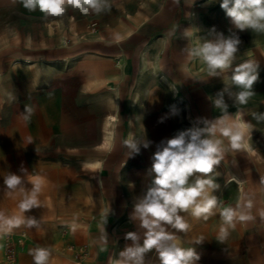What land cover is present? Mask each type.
<instances>
[{"label":"rangeland","instance_id":"374dc122","mask_svg":"<svg viewBox=\"0 0 264 264\" xmlns=\"http://www.w3.org/2000/svg\"><path fill=\"white\" fill-rule=\"evenodd\" d=\"M168 1L170 0H98L99 11L89 9L87 13L66 4L64 13L59 16L45 15L39 9L29 11L23 6V0H13L11 6L0 8V211L9 216L18 213L19 194L10 197L3 186V177L9 172L22 175L28 189L31 188L30 179L33 175H40L45 179L39 196L41 207L25 214L36 217L43 230L34 229L31 232L26 225H21L13 229L11 234L0 235V264H19L23 255H27L33 264L29 250L45 248L50 242L54 251L50 250L49 264H56L57 258H64L70 264H77L79 261L84 264L88 249L83 237L77 235L75 228L68 226L65 219L83 218L87 211L104 208L103 187L107 185L102 186L97 182L88 164L95 159L104 158L105 153L101 151L105 118L103 111L111 101L114 105L115 93L110 90L105 93L106 88H91L89 76L80 66V58L68 63L55 58V49L62 44L61 37L65 35L66 41L70 43L71 37L77 34L85 51L112 56L107 49L101 47L105 43L100 39L104 29L124 37L126 30L135 26L128 15H135L139 10L150 15ZM198 3L207 27L203 35L194 39H210L209 33L213 28L216 32L228 35L232 25L218 0H198ZM195 6L196 4L190 7L188 15ZM141 14L140 12L139 15ZM239 36L242 43L233 67L246 60H254L260 65L259 80L254 85L255 95L247 104L228 102V111L245 110L255 105L257 113H263L264 33L246 30L240 32ZM119 45L123 47L122 43ZM15 48L22 55L31 52L36 55L26 58L31 63L16 66L15 59L18 56L11 55L13 53L9 51ZM152 53L155 58L158 49ZM162 56L165 60L166 57ZM113 57L116 61L122 59V65L126 67V56L123 55L118 60V57ZM31 64L36 66L33 69L23 66ZM35 68L38 76L34 81ZM230 76L231 70L223 73L220 81L214 82L215 86L222 89L225 85H230ZM131 77L136 78V75L131 74ZM139 78L141 88L134 89V92L139 91L147 96L144 106L146 112L150 115L160 112L166 116L162 119L144 120L142 127L136 126L138 131H131L136 140L142 142L146 139L152 142L149 148L141 147L140 153L131 157L129 150L126 156L127 166L120 173L117 188L123 191L131 204L135 195L146 189L142 185V179H146L143 173L149 167V157L156 150V145L179 132L174 131V126H170V109H176L179 116L184 113L183 105L174 99L168 84L163 82L159 73L150 72ZM212 111L215 113L217 108L213 106ZM254 122L259 131L255 137L257 144L264 145V135H260L264 133V121ZM180 123H184V120ZM225 146L227 148V141ZM262 149L261 154L264 155V146ZM229 166H234L238 172L233 163ZM21 168L27 172L22 173ZM210 175L220 185L214 193L218 198V208L235 207L239 203L237 185L228 184L224 175L219 176L217 166ZM39 211L44 214L41 218ZM214 211L215 214L207 220L188 216V231L178 232L181 246L195 248L200 254L198 264H252L250 259L258 254V251L252 250L257 246L264 255V240L256 244L258 236L245 235L239 221L234 229H228L227 239L220 241L219 229L223 222L219 211ZM112 216L115 228L111 231V238L115 249L120 251L131 243L124 239L125 233L136 231V226L125 211L117 213L114 207ZM81 222V226L85 227L86 222ZM20 232L27 234V242L17 247L16 256L10 261L6 257L5 243L7 240L15 242ZM200 238H203V243H196ZM253 264H264V260Z\"/></svg>","mask_w":264,"mask_h":264},{"label":"clouds","instance_id":"9594fccd","mask_svg":"<svg viewBox=\"0 0 264 264\" xmlns=\"http://www.w3.org/2000/svg\"><path fill=\"white\" fill-rule=\"evenodd\" d=\"M218 2L232 25L229 34L216 32L213 28L209 33L211 38H203L202 42L188 50V55L190 59H199L206 66L209 77L219 78L231 70V84L217 91L214 97H209L222 115L211 120L198 118L195 126L179 131L172 138L156 145L150 157L149 175L152 178L144 193L136 198L130 216L132 221H138L142 234L136 231L125 233L124 239L131 243L120 250L117 257L110 258L109 264H145V254L153 249L158 264H198L200 254L195 248L182 247L176 235L177 231H188V216L207 220L215 214L214 210H218L223 222L219 229L220 241L227 239L228 229H234L237 221L252 219L240 204L218 208V198L214 193L220 185L210 174L214 173L226 151H244L249 148L247 141L253 127L244 120L242 112L237 111L234 115L228 112L225 97L232 99L235 104L244 105L255 95L259 63L246 60L235 67L233 65L242 43L239 33L246 30L264 33V0ZM66 4L82 13H87L89 9L99 11L98 0H23L27 10L39 9L45 15L52 16L62 15ZM176 112L173 109V113ZM252 115L258 122L264 121V113ZM151 143L146 139L138 141L131 134L124 141L131 153L129 157L139 154L141 147L149 148ZM21 172L26 173L27 170L21 168ZM30 183L31 188H26L24 177L16 173L9 172L3 177L7 195L14 197L19 194L20 199L17 214L9 216L0 211V235L11 234L13 229L21 225L38 227L37 218L25 214L41 207L39 196L44 181L37 176L31 178ZM196 243H203V238ZM29 255L33 257V264H49L51 252L48 248L38 247L30 249Z\"/></svg>","mask_w":264,"mask_h":264},{"label":"crops","instance_id":"0c3cea01","mask_svg":"<svg viewBox=\"0 0 264 264\" xmlns=\"http://www.w3.org/2000/svg\"><path fill=\"white\" fill-rule=\"evenodd\" d=\"M12 1L0 0V8L11 6ZM192 3L193 0H179V2L177 0H170L150 15L145 14L142 10H139L135 15H128L135 26L132 29L130 28L128 33L127 29L124 37L116 36L109 29H104L100 39L104 40L105 43L101 44V47L102 49H107L112 56L97 55L85 51L77 35L72 36L73 45L71 47H67V45H63L62 43L55 49V58L61 62L68 63L78 58L81 59L80 66L85 62H97V66L107 82L104 84L97 81L94 82L92 77L83 70L89 76L91 88L94 87L95 90L97 88H106L105 93L108 90L115 93L114 105H112L113 103L111 101L104 108L103 113L105 118L102 130L103 134L104 131H113L114 143L107 150L103 148L101 143V151L105 155L103 159H95L102 161L99 169H91L88 166L93 171L97 182L102 184V186L107 185L103 187L104 208L96 211H87L83 218H76L77 220L85 221V227L78 224H74L76 226L73 225L75 228L74 232L83 237L84 244L88 249V255L84 264H109L110 258L117 257L119 251L115 249L113 239L111 238V231L115 228V221L112 216L113 209L115 207L117 213L125 211L128 216H131L137 196L144 193V191L137 193L131 204L129 198L124 195L123 191L117 188L120 173L125 171L124 169L128 162L126 156L128 155L129 149L125 146L124 141L129 137V134L132 135L131 131H138L136 126H143L144 120L162 119L166 116L165 113L156 112L150 115L146 112L144 106L147 103V96H143L139 91L134 92V89L141 88V80L139 77H145L150 72L159 73L163 82L168 84L170 93L174 96V99L183 105V116H179L177 112L174 114L171 109L168 113L170 126L171 128L174 126V131H182L183 128L187 130L195 126L198 118L211 120L222 115L219 108H217L215 113L212 111L213 104L209 100V97H214L216 92L221 90L214 84L215 81H220V77H209L206 66L199 59H190L188 55V50L196 46L198 42H202L203 39L196 41L194 37H199L198 35H203L204 33L202 29H198L197 27L193 28L192 31L187 29V24L189 23L188 11L190 7L199 4L198 0H194V3ZM140 12L142 13L141 15H139ZM198 16L199 20L207 27L201 12H199ZM120 43H122L123 47L119 45ZM156 48L158 49V53L153 58L152 52ZM9 51L13 53L11 55L18 56L15 59L16 66H20L23 63H31L26 58L30 56L34 57L35 55L32 52L27 55H22L17 48L10 49ZM123 55L126 56V67L118 65L117 63L118 61L122 63V59H118ZM162 55L166 59L161 63L160 58ZM113 56L118 57V61ZM148 59L164 65V69L155 72L151 69L149 63H147ZM36 64L33 66L27 65V68L33 69ZM164 73L168 76V80L178 87L179 90L176 94L173 93L171 85L163 79L162 75ZM131 74L136 75V78H132ZM117 75H119V79L115 78ZM229 83L231 84V81ZM225 100L227 104L228 102L233 103V100L228 97H225ZM116 105L119 106V109H117ZM238 111L243 113L244 120L249 122L253 127L250 138H248L250 148L258 152L263 151L262 147L264 145L257 144V139L255 138L259 132L254 122L256 119L252 115L253 113H257L255 105L248 109ZM228 112L235 114L237 111ZM111 115H117L118 121L115 124L107 123V119ZM181 120H184V123H180ZM260 135L263 136L264 133ZM249 155L247 150L236 151L234 153L231 150L226 151L224 158L217 167L219 176H225L224 173L228 169L229 164L233 163L241 178L244 179L245 184L243 188H240L236 184L238 187V204L244 206L245 213L250 215L252 219L240 222V225L245 235L250 237L258 236L257 244L264 240V203L262 202L264 200V188L260 187L261 185L264 186V160H259L253 155ZM262 157L264 158V155ZM150 168L148 167L147 170ZM36 176L45 181L42 176L33 175V177ZM142 185L144 188H147L144 185L143 179ZM248 204L251 205L250 208L247 207ZM39 212V218L43 217V212ZM31 216L33 215L31 214ZM132 223L136 226V232H139L138 221H133ZM28 229L31 232L34 229L37 231L43 230L40 224H38V227H28ZM178 232L176 233L177 237ZM45 248H48L51 252L54 251L52 250L51 242ZM258 248L260 247L257 246L256 249L252 250L258 251V254L250 259L252 264L264 260V255ZM148 260L149 256L145 255V263H148ZM31 263L32 261L27 255H23L19 260V264ZM55 263L70 264L64 258H57ZM153 263L154 260L149 262V264Z\"/></svg>","mask_w":264,"mask_h":264},{"label":"bare ground","instance_id":"6f19581e","mask_svg":"<svg viewBox=\"0 0 264 264\" xmlns=\"http://www.w3.org/2000/svg\"><path fill=\"white\" fill-rule=\"evenodd\" d=\"M199 7H200V4H197L195 6V8L191 9V11L189 12L191 14V15L190 14L188 15V22L189 23L187 24V28H188L189 31H192V29L195 28V27H197L198 29H202V31H204L206 29V26L204 25V23L202 21H200L199 18H198L199 17L198 15H199V12H200L199 11ZM129 31L130 30L128 29L127 30V33ZM75 35H77V34H75ZM61 39H62L61 42L63 44H65V45H67V47H71L73 45V37H71V42L70 43L66 41L65 35L62 36ZM160 59H161L160 62L162 63L164 61V57L161 56ZM26 61H28V60H26ZM117 63H118V65H122L121 61H118ZM147 63H149L151 69L154 70L155 72L156 71H159L161 69H164V65H161L160 63L158 64L157 62L151 61L150 59H148ZM23 66H25V65H23ZM81 67L83 68V70L89 76L92 77V79H93L94 82L97 81V82H99L101 84H104L105 82H107L106 78L103 77V75L101 74V72L99 70V67L97 66V62H85V63H83L81 65ZM142 69H143V67H142ZM37 72H38L37 68L34 69V74H33V80L34 81L36 80V77L38 76V73ZM162 77H163V79H165L169 83V85H171V88L173 90V93H177L178 92V87L168 80V76L165 75V73H164V75H162ZM115 78L116 79H119V75H117ZM234 112H236V111H234ZM117 121H118L117 115H111L107 119V123H109V124H115ZM112 133H113V131H110V130L104 131L103 140H102V146L106 150L107 149H110L112 147L113 143H114V136L112 135ZM247 142L249 144V140ZM247 152L250 155H253L254 157H256L259 160H264V158L262 157V155L260 153L261 151L258 152L256 150L251 149L250 148V144H249V148H248ZM150 157H149V163H150V166H151V159H150ZM101 165H102V161L101 160H93L92 162H89V164H88V166L91 169H99L101 167ZM150 166H149V168H150ZM149 170H146L143 173V176L146 177V179L144 180V185L145 186H146V184L150 183V179H148V178L151 177V175H149ZM224 174L226 176V182L227 183H235L240 188H243L244 187L245 181H244L243 178H241L240 174L234 169V166H229L228 169L226 170V172ZM260 187L262 188L263 185H261ZM141 195L142 194L138 195L137 198L139 196H141ZM65 222H66L67 225L72 226V227H73L74 224L82 225L81 224L82 223L81 220H79V219L77 220V219H74V218H66L65 219ZM74 226H76V225H74ZM142 231L143 230L139 228V232L141 234H142ZM145 255H147V256L150 255V258H149L147 264H149V262L152 261V260H154V263L153 264H158V257H157V254H156V252H155L154 249L151 250V251H149V252H147Z\"/></svg>","mask_w":264,"mask_h":264},{"label":"built area","instance_id":"2783aa9c","mask_svg":"<svg viewBox=\"0 0 264 264\" xmlns=\"http://www.w3.org/2000/svg\"><path fill=\"white\" fill-rule=\"evenodd\" d=\"M15 240H16L15 242H11L10 240H7V242L5 243L6 257L10 261L14 260L16 256L17 247L23 246L27 242V234L25 232H20L16 236ZM77 264H81L80 261L77 262Z\"/></svg>","mask_w":264,"mask_h":264}]
</instances>
